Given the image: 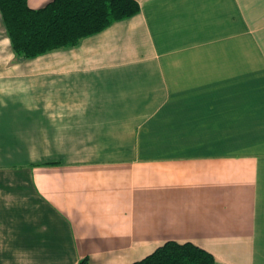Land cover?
<instances>
[{
  "label": "crops",
  "instance_id": "1",
  "mask_svg": "<svg viewBox=\"0 0 264 264\" xmlns=\"http://www.w3.org/2000/svg\"><path fill=\"white\" fill-rule=\"evenodd\" d=\"M137 2L31 59L0 12V264H264V0Z\"/></svg>",
  "mask_w": 264,
  "mask_h": 264
},
{
  "label": "trees",
  "instance_id": "2",
  "mask_svg": "<svg viewBox=\"0 0 264 264\" xmlns=\"http://www.w3.org/2000/svg\"><path fill=\"white\" fill-rule=\"evenodd\" d=\"M0 12L18 56L35 58L76 46L83 38L140 12L137 0H52L31 8L28 0H0ZM78 264H90L88 258ZM133 264H216L215 257L194 245L167 241Z\"/></svg>",
  "mask_w": 264,
  "mask_h": 264
}]
</instances>
